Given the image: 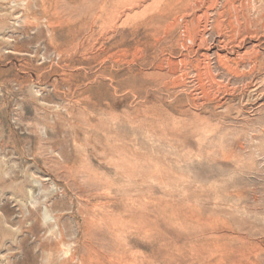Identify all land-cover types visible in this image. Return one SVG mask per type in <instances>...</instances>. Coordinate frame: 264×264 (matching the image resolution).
<instances>
[{"label":"rangeland","instance_id":"obj_1","mask_svg":"<svg viewBox=\"0 0 264 264\" xmlns=\"http://www.w3.org/2000/svg\"><path fill=\"white\" fill-rule=\"evenodd\" d=\"M0 264H264V0H0Z\"/></svg>","mask_w":264,"mask_h":264}]
</instances>
